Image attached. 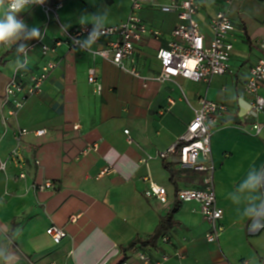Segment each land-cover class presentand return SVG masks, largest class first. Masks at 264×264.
Here are the masks:
<instances>
[{
	"label": "crops",
	"instance_id": "1",
	"mask_svg": "<svg viewBox=\"0 0 264 264\" xmlns=\"http://www.w3.org/2000/svg\"><path fill=\"white\" fill-rule=\"evenodd\" d=\"M196 1V20L209 38L210 22L219 11H228L237 28L229 71L209 83L181 75L158 79L159 50L173 40L179 23L177 11L164 9L172 0H151L139 11L162 35L137 41L135 62L126 59L125 68L96 53L109 36H102L91 54L69 42L58 46L48 57L57 65L43 90L15 114L10 113L12 100H4L7 84L18 74L28 81L48 58L36 49L24 68L15 62L14 51H0V164H6L0 169V254L13 253L15 264H145L141 252L159 264H264V226L253 229V221L237 211L249 206L247 198L253 195L241 191L239 184L250 169L260 172L264 166V112L251 114L252 96L245 87L252 66L264 56V0ZM59 3L61 8L49 12L31 6L19 18L29 25H46L43 40L53 43L66 38L62 23L71 24L68 31L81 25V14L106 11V26H112L131 12L130 0L45 4ZM93 67L101 93L88 81ZM204 96L221 106L211 144L217 204L223 209V231L216 242L206 238L210 224L200 204L181 201L177 193L202 187L204 173L180 165L179 147L160 157L172 144L179 145ZM255 122L263 125L260 133L253 129ZM22 128L47 131L20 136ZM89 143H97L98 150L81 155ZM17 147L21 164L11 157ZM48 180L53 189L39 188ZM151 181L167 188L168 204L146 194ZM255 195L264 199V189ZM171 209L176 210L174 226L156 244L128 247L137 237L148 238ZM53 224L67 233L59 244L47 233Z\"/></svg>",
	"mask_w": 264,
	"mask_h": 264
},
{
	"label": "built area",
	"instance_id": "2",
	"mask_svg": "<svg viewBox=\"0 0 264 264\" xmlns=\"http://www.w3.org/2000/svg\"><path fill=\"white\" fill-rule=\"evenodd\" d=\"M151 0H130L131 12L128 18L118 24L107 27V34L110 39L106 45L97 51L99 55L106 59H111L116 65L125 68V60L129 59L135 62L134 52L135 44L141 40L143 36L154 35L160 38L162 33L160 30L149 26L139 15V11ZM233 0H225L227 4ZM46 12L56 11L61 8L62 3L51 7L47 4L42 5ZM165 10H175L178 12L179 23L174 28L172 35L173 40L165 48L159 50L158 58L161 62L162 69L158 75L160 81H165L177 76H185L192 80L211 82L215 75H222L229 71V61L234 50V43L231 40L232 35L237 30L228 11H219L212 18L210 27L212 36L209 38L203 32L196 20V14L199 9L196 0H172L168 6H164ZM92 25H80L67 32L66 38H58L53 43H47L44 40H36L29 43L30 52L36 49L41 51L44 57L56 51V48L65 42L72 44V38H83L87 36ZM99 41V40H98ZM97 41V42H98ZM264 50V41L262 42ZM56 61L48 58L40 66L38 72L33 73L28 81L24 76L18 74L14 76L7 84L4 100L13 102V110L10 113L15 114L20 110L27 100L39 94L43 90L45 81L49 74L56 67ZM137 73L135 68L131 70ZM88 81L94 87L95 93L102 92V84L98 79L96 68L89 70ZM246 91L252 96V115L258 116L264 112V95L261 90L264 88V56L252 66L250 76L246 82ZM195 117L187 126L185 133L181 136L179 145L172 144L166 150L160 152V157L164 158L170 151H175L179 147L180 157L179 163L183 168H189L194 171L204 173V185L197 188H180L178 197L181 201H196L201 206V212L204 218L210 224V229L206 233L209 242L219 241L223 225L220 220L223 217V209L217 204V194L215 187V165L212 159V133L214 126L218 123L221 114V106L209 100L206 96L201 97L198 101V107L195 109ZM253 129L260 133L263 125L255 122ZM79 128V125H76ZM46 129H27L22 128L20 136L33 133L35 136H43ZM129 129L125 130L129 144H133V138L130 136ZM20 136L18 140L20 141ZM99 148L97 143L86 145L81 151V155H88L92 151ZM12 160L16 164H21V155L18 147L11 154ZM146 161V159H143ZM6 164L1 163L0 169H5ZM25 174L21 173L20 177ZM54 188L51 180L45 182L39 188ZM147 195L156 196L163 204H168L167 188L150 182L149 188L146 190ZM77 215H73L71 220H75ZM47 233L51 236L54 243L59 244L67 237L64 228L55 224L47 228ZM168 240V237H165ZM140 260L145 264H159L149 258L148 255L139 253Z\"/></svg>",
	"mask_w": 264,
	"mask_h": 264
},
{
	"label": "clouds",
	"instance_id": "3",
	"mask_svg": "<svg viewBox=\"0 0 264 264\" xmlns=\"http://www.w3.org/2000/svg\"><path fill=\"white\" fill-rule=\"evenodd\" d=\"M46 0H0V51H14L16 63L26 68L30 51L29 42L32 40H43L47 35L46 25H29L25 20L19 18V14L31 6H42ZM108 14L106 11L97 13H84L78 18L81 25L91 24V30L86 38H72V45L80 51L87 50L89 54L97 41L107 34ZM71 27L70 23H62L60 31L67 33ZM14 70H18L13 67ZM241 191L247 190L253 194L247 198L249 206L242 210L237 209L242 218H249L253 221V229L264 226V199L255 195L264 189V166L260 172L253 167L248 171L247 176L239 184ZM259 201V203H256ZM16 257L13 253L9 255L0 254V264H15Z\"/></svg>",
	"mask_w": 264,
	"mask_h": 264
},
{
	"label": "trees",
	"instance_id": "4",
	"mask_svg": "<svg viewBox=\"0 0 264 264\" xmlns=\"http://www.w3.org/2000/svg\"><path fill=\"white\" fill-rule=\"evenodd\" d=\"M0 61V65H1ZM175 209H171L169 213L161 218L159 225L156 227L155 231L148 238H135L129 245V248H133L140 244L142 246L154 245L158 239L165 233L169 232L174 226V214Z\"/></svg>",
	"mask_w": 264,
	"mask_h": 264
}]
</instances>
